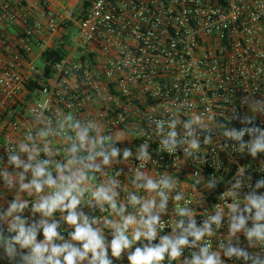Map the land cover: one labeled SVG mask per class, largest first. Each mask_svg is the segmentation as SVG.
Wrapping results in <instances>:
<instances>
[{"label": "built area", "instance_id": "2783aa9c", "mask_svg": "<svg viewBox=\"0 0 264 264\" xmlns=\"http://www.w3.org/2000/svg\"><path fill=\"white\" fill-rule=\"evenodd\" d=\"M47 6L48 2L42 1L36 18L21 2L0 6L7 27L20 23L24 29L23 36L3 35L0 44V113L11 109L0 126L4 139L0 143V171L14 170L7 164L6 147L19 151V143L27 142V133L35 135L45 125L51 127L57 133L49 137L51 145L55 144L51 147L59 153L54 159L63 160L71 133L67 127L61 130L59 121L67 114L82 122L95 120L100 134L110 136L121 153L124 148L132 151L128 160L121 155L103 173H90V179L98 184L109 178L118 182V203L127 205L130 193L155 196L135 187L137 171L154 180L167 178L174 185L166 190L169 198L161 214L162 231L152 244H158L160 236L178 234L179 220H185L186 226L187 217L178 215L180 208L193 213L197 227L219 210L221 227L213 225L214 234L199 243L218 252L223 264L246 262L225 257L221 244L227 247L230 243L264 257L260 244L249 246L242 232L235 236L229 232L231 205L243 207L245 196L264 179V152L251 155L247 145L253 137L247 134L242 138L243 149L241 141L223 135L226 130L253 126L233 119L234 115L255 116L254 125L264 131V111L253 112L249 106L252 101H264V0H93L79 14L67 9L64 20L70 26L64 29L62 40L68 41L69 28L75 26L70 53L55 63L54 74L41 91H31L29 82L41 73L29 60L33 37L56 34L61 25ZM245 98L249 103L243 102ZM23 104L27 112L21 118L18 112ZM44 104L47 109H40ZM195 116L200 117L193 125L195 136L187 137L184 123ZM173 119L180 121L175 128L178 146L169 153L161 140L167 137L171 130L168 123ZM156 121L164 122L162 131ZM193 138L199 141L195 150L190 148ZM37 143L43 146V141ZM145 143L148 159L141 161L137 157ZM41 158H45L43 153ZM27 178L30 180L31 174ZM238 181L240 187L235 188ZM0 186L8 193L15 188L7 187L2 177ZM256 193L264 194V187ZM178 194L183 197L180 201L174 199ZM89 199L88 191L81 208L90 218H99L95 226L103 227L110 212L89 207ZM6 209L0 205V211ZM132 212L135 209L127 205V213ZM23 215L33 218L30 208ZM35 218H39L38 213ZM3 228L6 233L7 224ZM72 230L61 225L66 239ZM103 234L108 240L112 238L110 228H104ZM39 239H43L42 233ZM148 243L144 238L134 242L120 259L111 257L109 249V258L113 264H129V252ZM193 251L198 252L199 247L186 248L180 258H166L162 264H183ZM0 264H10L2 248Z\"/></svg>", "mask_w": 264, "mask_h": 264}, {"label": "clouds", "instance_id": "9594fccd", "mask_svg": "<svg viewBox=\"0 0 264 264\" xmlns=\"http://www.w3.org/2000/svg\"><path fill=\"white\" fill-rule=\"evenodd\" d=\"M243 102L249 103L248 98ZM249 106L253 112L264 111V101H252ZM40 109H47V105H41ZM36 119L39 121V116H36ZM233 119L253 126L226 130L223 135L241 141L240 147L243 149L245 145L242 138L247 134L253 137L247 145L251 155L255 157L257 153L264 152V131L254 125L255 116L245 115L241 118L234 115ZM199 121L200 117L195 116L184 123L187 137L195 136L193 125ZM179 122L177 119L171 120L168 123L171 130L167 137L161 140L162 147L169 153L178 146V133L175 128ZM156 123L162 131L164 122ZM65 127L71 135L67 136L70 144L64 148L63 160L54 159L59 153L50 146L49 137L57 133L47 125L35 135L27 133V142L19 143V151L12 146L6 147L7 164L14 166V170L9 173L7 168H3L0 177L7 187L11 188L18 183L19 192H27L36 197L29 205L17 195L9 202L6 210L0 211V248L10 264H84L85 261L88 264H113V260L109 258V249L111 257L120 259L125 249H131L133 243L140 242L142 238L149 243L129 252V264H162L166 258L174 261L183 255L186 248L196 247H199V251L191 252V258L185 257L183 264H223L218 252L212 250L208 244L199 243L214 234L213 225L216 228L221 227L222 214L219 210L206 219L202 226L197 227L193 213L186 208H180L178 215L187 217L186 226L185 220L181 219L176 224V228L180 230L178 234L163 235L159 237L158 244L151 243L157 239L158 231H162L161 214L166 211L169 198L166 190L174 187L167 178L154 180L137 171L133 181L135 187L155 193V196L143 198L130 193L127 205L135 209L132 213H127V205L118 203L119 193L116 188L119 185L114 178L96 185L91 191V199L87 200L88 206L99 207L102 212H110L119 219L113 221L105 217L103 227L95 226L99 218H90L80 207L89 190L86 185L90 181V173H103L106 167L121 155L123 160H128L132 151L130 148H124L121 153L110 136L100 134L98 121L89 119L82 122L74 115L67 114L59 121V128L63 130ZM210 139V136L206 137L205 142ZM38 140L43 141L42 147L37 143ZM147 147L146 143L140 147L137 159H148L145 151ZM190 148L198 149L199 141L191 139ZM41 153L45 158H41ZM22 154L27 155L26 160ZM0 164H3L2 158ZM20 169L22 171H18ZM29 174L30 180L27 179ZM234 187L239 188L240 182ZM262 187L264 179L257 181L255 188L245 196L243 207L237 203L231 205L229 232L231 236L242 232L249 246L255 242L264 248V194L256 193V189ZM232 195L235 197L236 192ZM156 197H159L158 201ZM182 198L180 194L174 197L176 201ZM26 208H30L33 215L31 220L23 215ZM57 212L64 214L63 222L73 229L68 232V239L61 232L60 221L55 218ZM37 213L38 219L35 218ZM249 221L251 227H248ZM4 224H7L6 233ZM104 228L111 229L110 240L103 234ZM41 233L43 239L38 240ZM220 247L223 249V255L229 259L235 257L237 260L242 259L246 264L249 261L251 264H264V257L243 247L232 246L230 243L227 247L223 244Z\"/></svg>", "mask_w": 264, "mask_h": 264}, {"label": "crops", "instance_id": "0c3cea01", "mask_svg": "<svg viewBox=\"0 0 264 264\" xmlns=\"http://www.w3.org/2000/svg\"><path fill=\"white\" fill-rule=\"evenodd\" d=\"M44 0H0V6L5 3H23L28 8L31 16L33 18H36L39 16L40 12L42 11L41 3ZM48 2L47 10L49 12H52L58 16L59 23L61 24L64 29H67L70 25L68 22L64 20L65 18V11L67 9L74 10L75 14L81 13L83 9V2L84 0H46ZM74 5L73 8H69V6ZM1 13V11H0ZM64 29H59V31L56 34H49L46 36H38L34 35L33 37V45H32V54L29 57V60L34 63L35 58L42 56L43 52L49 48V47H58L63 43L64 40H62L66 33ZM12 36H23L24 35V29L20 25V23L16 25H12L7 27L6 20L2 19L0 14V44L2 43V36L3 35H9ZM1 133V129H0ZM4 142L3 137L0 134V143ZM52 143V142H51ZM53 148L54 145H50ZM27 156L26 154H23V158ZM9 173L13 172L8 171ZM28 179V178H27ZM29 180V179H28ZM27 182V181H25ZM98 185L95 179H90L89 183L86 185L88 187V191L91 192L93 188ZM14 191L13 193H8L3 186H0V205H4L8 207L9 202H11L17 195H19L21 201H29L33 196H30L27 192H19L18 191V183L14 184ZM84 201H82V204ZM81 204V206H82ZM80 206V207H81ZM108 219H111L113 221H117L119 218H117L115 215L110 214L107 215ZM57 220L60 221V224L64 227L71 228L69 225L63 222V215H58ZM104 221V220H103Z\"/></svg>", "mask_w": 264, "mask_h": 264}, {"label": "trees", "instance_id": "16d2710c", "mask_svg": "<svg viewBox=\"0 0 264 264\" xmlns=\"http://www.w3.org/2000/svg\"><path fill=\"white\" fill-rule=\"evenodd\" d=\"M93 0H84L83 2V10L87 9L91 6ZM70 53V47L67 44V42H63L58 47H49L47 48L43 54L42 57L45 62L44 68L41 70V73L37 75V80H31L28 84L29 90H35L41 91L43 89V86L47 84V79L51 78L54 74L53 66L56 62L63 60L68 54ZM37 96H40V93H38ZM32 99V98H30ZM14 108L17 109V106L14 105ZM10 108H8L5 111V114L0 113V126L8 116L10 112ZM27 112V105L23 104L22 108L20 109V112H18V115L22 118L26 115ZM58 215H64L62 213H58Z\"/></svg>", "mask_w": 264, "mask_h": 264}, {"label": "rangeland", "instance_id": "374dc122", "mask_svg": "<svg viewBox=\"0 0 264 264\" xmlns=\"http://www.w3.org/2000/svg\"><path fill=\"white\" fill-rule=\"evenodd\" d=\"M69 6V5H68ZM73 6L74 5H71V6H69V8H73ZM59 29L61 30V29H64V27H62L61 25H60V27H59ZM75 32V26H72L71 28H69V35H68V41H66L67 42V44L68 45H70V46H72L73 44H72V39H73V33ZM34 66L35 67H37L39 70H42L43 68H44V66H45V62H44V59H43V57L42 56H39V57H37V58H35V61H34Z\"/></svg>", "mask_w": 264, "mask_h": 264}]
</instances>
